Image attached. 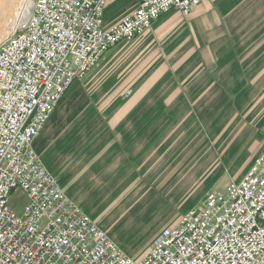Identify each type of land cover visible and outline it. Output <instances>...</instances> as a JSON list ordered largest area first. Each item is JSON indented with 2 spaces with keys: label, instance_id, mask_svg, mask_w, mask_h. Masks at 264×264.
I'll return each instance as SVG.
<instances>
[{
  "label": "built area",
  "instance_id": "built-area-1",
  "mask_svg": "<svg viewBox=\"0 0 264 264\" xmlns=\"http://www.w3.org/2000/svg\"><path fill=\"white\" fill-rule=\"evenodd\" d=\"M108 0H31L0 41V264H264V150L238 180L206 192L138 258L63 190L33 149L56 105L116 44L201 0H140L104 25ZM21 192L20 210L12 195Z\"/></svg>",
  "mask_w": 264,
  "mask_h": 264
},
{
  "label": "crops",
  "instance_id": "crops-1",
  "mask_svg": "<svg viewBox=\"0 0 264 264\" xmlns=\"http://www.w3.org/2000/svg\"><path fill=\"white\" fill-rule=\"evenodd\" d=\"M116 1L118 2L115 11L123 12L107 14L106 26L118 21L140 0H108L104 11ZM117 5H120L118 9ZM263 40L264 0H201L186 16L176 8L161 14L144 35L133 42H120L111 47H116V50L112 51L110 48L104 53L105 65L111 60L128 58L129 49L133 48L140 60L135 70L138 71L140 67L143 76L136 80L133 78L135 71L127 73L121 84V92L118 80L115 79V85L111 86L114 90H111L101 106L94 107L95 125L102 126L103 133L98 136L102 140L92 151L98 152L102 146L101 154L106 163L109 157L108 169L111 172L122 169L125 164L127 170L137 171L139 175L144 171L143 163L153 161L152 152L159 153L161 149L158 145L167 144L191 112L207 123L212 114L221 113L225 103L230 102L228 99L250 95L256 91H261L259 96H264V53L257 52ZM98 77L100 75L92 76ZM80 80L82 79L75 80L72 84ZM85 86L82 81L67 95L71 86L66 90L33 140L34 150L36 138L47 127L48 132L52 129V137L57 133L60 129L57 123H60L59 119L65 111L70 108L81 111L83 105L77 104L76 101L78 98L88 100ZM65 95V102L62 104ZM191 97L193 99L190 102ZM87 100L84 103H87ZM66 108L68 110H65ZM229 109L232 111L233 105ZM219 119L220 117L212 121L211 118V130H218ZM48 139L49 137L41 152L50 146ZM57 153L56 151L54 154ZM166 155L162 154L160 159ZM40 158L50 171L45 160ZM179 159L186 160L185 157ZM78 163L82 164L83 159L79 158ZM120 163L123 164L121 167ZM97 164L92 167L94 170L101 168ZM146 168L149 172V166ZM168 175L169 173H165V177ZM58 180L70 198L81 202L83 196L87 195L88 189L85 192L71 189L68 191L62 179ZM71 182L73 183L72 180ZM142 183L144 181L134 179L124 193H132L133 185H139L137 190L144 188ZM122 184L124 185L125 181ZM118 185L116 182V186ZM83 192L85 194L82 196L80 193ZM132 197L134 196L129 197L128 201ZM151 203L155 206V211L163 210L159 208V200L152 199ZM139 256L140 253L136 254L135 258Z\"/></svg>",
  "mask_w": 264,
  "mask_h": 264
},
{
  "label": "rangeland",
  "instance_id": "rangeland-1",
  "mask_svg": "<svg viewBox=\"0 0 264 264\" xmlns=\"http://www.w3.org/2000/svg\"><path fill=\"white\" fill-rule=\"evenodd\" d=\"M117 2L104 11L105 26L108 23L107 14L118 13V10L115 11ZM15 6L12 30L21 27L26 21L31 0H21ZM119 7L120 5L117 9ZM110 50L114 51L116 47ZM129 50L128 58L111 60L104 65L103 56L106 52L82 80L71 85L66 95L78 82L83 81L86 84L85 93L88 100L77 99V104L83 105L81 111L65 109L68 111H65L63 117L61 115L60 123H57L60 129L53 137L52 129L51 132H48V127L43 130L36 138L35 152L45 160L51 173L62 179L68 191L71 189L85 192L88 189L87 195L80 193L83 196L81 202L75 198L71 199L82 207L128 256L135 258L138 253L142 256L154 239L171 227L188 208L201 205L206 192L221 189L226 182L238 180L253 158L264 150V96H259L261 91H256L250 95L228 99L230 102L225 103L221 113L212 114L207 123L191 112L181 126L183 129H176L174 137L170 138L167 144L158 145L161 149L158 154L152 152L153 161L143 163L144 171L141 174L127 170L125 164H122V169L111 172L108 169L109 157L107 164L101 154L102 146L98 152L92 151L102 140L98 136L103 133L102 126L95 125L94 107L101 106L104 99L110 95L115 79L118 80L121 92V84L127 73L135 71L133 78L136 80L143 76L140 67L138 71L135 70L140 60L133 48ZM257 52L264 53V42L259 44ZM112 62L114 63L111 65ZM93 75L100 77L92 78ZM83 95L86 97L84 93ZM192 99L191 97L189 101ZM86 100L87 103H84ZM232 105L233 109L230 111ZM219 117L218 130H211L212 121L218 120ZM47 137L50 146L41 152ZM56 151L58 153L55 155ZM160 153L167 155L160 159ZM180 157H185L186 160H181ZM79 158L83 159L80 165ZM88 163H91L90 166H87ZM96 164L101 168L94 170L92 167ZM122 165L120 163V167ZM148 166L149 172L146 168ZM154 168L156 170H153ZM165 173L169 175L165 177ZM134 179L144 181L142 187L146 191L144 188L137 190L139 185H133L132 193H124ZM116 182L119 183L118 186ZM131 196L134 197L128 201ZM12 198L13 207L17 211L20 210L24 202L23 195L21 192H14ZM152 199L159 200V208L163 210L155 211Z\"/></svg>",
  "mask_w": 264,
  "mask_h": 264
},
{
  "label": "bare ground",
  "instance_id": "bare-ground-1",
  "mask_svg": "<svg viewBox=\"0 0 264 264\" xmlns=\"http://www.w3.org/2000/svg\"><path fill=\"white\" fill-rule=\"evenodd\" d=\"M20 1L21 0H0V39L6 38L7 36H4L13 29L12 15H14L15 5Z\"/></svg>",
  "mask_w": 264,
  "mask_h": 264
}]
</instances>
